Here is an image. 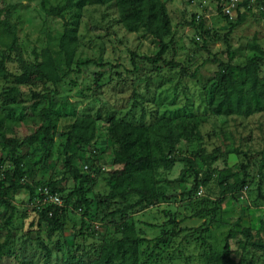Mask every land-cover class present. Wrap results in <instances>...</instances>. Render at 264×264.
Returning a JSON list of instances; mask_svg holds the SVG:
<instances>
[{"label":"rangeland","instance_id":"rangeland-1","mask_svg":"<svg viewBox=\"0 0 264 264\" xmlns=\"http://www.w3.org/2000/svg\"><path fill=\"white\" fill-rule=\"evenodd\" d=\"M162 1L171 33L162 59L154 61L155 40L127 30L113 3L73 0L56 15L48 9L65 0H43L44 8L41 0H0V59L12 75L33 68L37 54L45 74L59 78L55 61L64 26L77 38L72 70L56 83L21 84L17 101L3 103L4 85L14 78L0 76V182L8 185L13 154L23 164L14 181L34 191L58 179L65 197L78 185L65 167L69 153L78 172L90 175L84 182L86 213L84 206L75 209L79 197L73 195L59 212V230L40 220L27 188L10 192L8 204L0 202V264L96 257L102 243L120 237L123 221L150 240L140 246L139 264H205L208 249L225 248L233 264H264V114L218 113L210 99L222 63L241 66L255 56L264 77V0H239L231 16L217 0ZM81 115L94 118V136L67 147L66 132ZM48 121L53 143L45 156L41 142L24 139ZM114 124L154 127L152 143L167 159L156 170L159 201L124 216L116 210L137 197L106 198L118 167ZM3 137L15 140L13 149Z\"/></svg>","mask_w":264,"mask_h":264},{"label":"trees","instance_id":"trees-1","mask_svg":"<svg viewBox=\"0 0 264 264\" xmlns=\"http://www.w3.org/2000/svg\"><path fill=\"white\" fill-rule=\"evenodd\" d=\"M73 0H65L59 7H50L48 10L56 15H61L62 11L68 8ZM90 4H111L113 3L119 12V22L129 31H141L144 35L150 36L157 43L158 51L153 56L154 61L162 59V55L167 50L168 45L165 37L171 33L170 18L167 13L165 3L162 0H86ZM41 4L44 8L43 0ZM6 32L14 37V33L8 28ZM75 31L64 26L60 37L58 38V54L55 61L56 67L62 68V75L57 79H50L43 69L39 66L37 54H35V66L28 71L12 75L6 69L4 59H0V76H12V81H7L4 85L3 103L16 102L20 96L21 84H44L48 81L56 83L69 73L76 49ZM257 57L247 60L244 65H234L230 62L222 63L220 71L216 74L215 89L211 94V102L215 105L218 113L227 115L238 114L250 116L255 113L264 114V77L258 75ZM53 125L51 121L41 125L37 131L30 134L24 139L27 143L41 142L44 148V155L47 156L52 146L53 139L48 137L49 129ZM95 132L94 118L86 115L78 116L70 129L66 132V146L72 144H88ZM116 148L113 153V163L118 165L110 174L111 192L106 198L121 197L126 198L128 195L136 196L132 203L125 204L122 209H117L124 216L125 212L136 206H149L157 203L162 197V192L158 189V178L156 170L161 165V161H166L164 155L158 156V147L152 143V139L157 136V130L151 126L137 125L135 127L121 126L114 124L110 132ZM46 136V137H45ZM4 145L13 149L16 142L13 138L3 137ZM172 146V144L170 145ZM169 152H173L170 148ZM97 155L95 154L94 157ZM203 160L207 156H201ZM214 158V157H213ZM73 153L66 155L65 167L74 179L77 186L72 189L65 197L60 192L57 185L60 180L55 179L49 182L47 186L50 191L57 192L63 199L64 205L67 206L68 200L73 195L79 197L74 203L75 209H82L86 213L89 200L85 197L84 182L90 179L87 173L78 172L72 163ZM14 169L11 178H8V185L0 182V202L8 204L7 196L10 192H17L21 188H27L33 201L37 195L32 187H29L19 181H14V177L20 178V168L22 157L12 155L11 157ZM168 162L173 163L172 159ZM90 168V163L86 164ZM87 168V169H88ZM100 170L101 166H98ZM105 171V170H103ZM197 172V171H196ZM205 184L206 179L202 180ZM229 192L231 188L228 187ZM64 206V207H65ZM105 206H107L105 204ZM64 207L47 205L35 207L40 210V220H46L51 229L59 230L62 226L59 215ZM12 214L10 213L4 223L10 224ZM120 237L101 244L96 257L84 259L77 256H68L60 264H139L140 246L150 240L136 233L133 225L123 221L120 223ZM10 234L7 232V235ZM4 243L0 244V259L3 257ZM46 249V248H45ZM2 250V251H1ZM47 257L50 251L46 249ZM205 264H233L229 251L225 248L222 251L208 249L204 254ZM19 264H35L32 261L22 259Z\"/></svg>","mask_w":264,"mask_h":264},{"label":"built area","instance_id":"built-area-1","mask_svg":"<svg viewBox=\"0 0 264 264\" xmlns=\"http://www.w3.org/2000/svg\"><path fill=\"white\" fill-rule=\"evenodd\" d=\"M221 6V10L226 15H232L236 13V9L239 0H217ZM84 168L87 169L88 166L85 164ZM102 170H106L105 166H101ZM37 195L33 199L32 203L34 207H43L47 205H54L57 207H64V202L61 196L57 192H52L47 186H42L38 188L36 192Z\"/></svg>","mask_w":264,"mask_h":264}]
</instances>
